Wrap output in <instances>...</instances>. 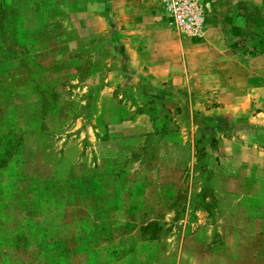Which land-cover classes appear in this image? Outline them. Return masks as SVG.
<instances>
[{
	"label": "rangeland",
	"instance_id": "374dc122",
	"mask_svg": "<svg viewBox=\"0 0 264 264\" xmlns=\"http://www.w3.org/2000/svg\"><path fill=\"white\" fill-rule=\"evenodd\" d=\"M170 1L158 2L159 22L173 36L165 51L172 57L157 63L174 73L162 76L136 58L137 35L120 26L119 0H0V116L11 105L4 76L17 67L12 84L26 83L39 105L13 103L12 112L43 121L32 122L27 142L14 136L9 148H30L25 160L33 164L35 150L45 149L42 159L56 164L54 173L44 172L45 191L71 193L69 215L82 219L73 229L84 237L75 239L89 248L119 244L122 189L141 196L137 210H172L144 227L129 264H264V51L254 43L261 27L247 34L242 27L245 18L258 19L244 7L254 0H197V32L175 25ZM18 98L11 93V103ZM52 117L58 136L37 137ZM17 157L7 167L21 179ZM6 173L1 165L0 176ZM26 177L16 204L3 202L0 189V264L40 258V236L19 230V209L35 215L34 165ZM100 190L108 195L107 215L83 218L90 213L80 211L79 200ZM92 206L101 214L103 199ZM28 222L34 232L40 227L34 218ZM7 242L11 248L3 250ZM68 246L61 240L55 264H67ZM101 257L119 261L111 253Z\"/></svg>",
	"mask_w": 264,
	"mask_h": 264
},
{
	"label": "crops",
	"instance_id": "0c3cea01",
	"mask_svg": "<svg viewBox=\"0 0 264 264\" xmlns=\"http://www.w3.org/2000/svg\"><path fill=\"white\" fill-rule=\"evenodd\" d=\"M258 1L259 2L254 0L255 4L253 3L249 5L245 1L244 7L255 9L254 11L258 12V19L256 18L254 19L255 21H251L245 18L243 20V26H241L243 27L245 34H247V31L250 30L251 27L256 25L261 27V33H259L260 38L256 39L254 43L257 45L259 44V51H262V49L264 51V0ZM158 2L159 0H119V22L121 27L126 28L125 30L127 33L132 32V34L137 35L131 39V43L136 44L134 45L137 48L136 58H138L140 61H144L145 65H148L149 70L153 75L165 76L171 75V73L174 72L172 71L171 67L166 68V66H164L162 63H157V60L165 58L166 56H169V58L172 57L171 55H166L165 51L169 49L167 43L168 41L172 40L173 36L168 33V31H166L167 29H165L163 23L159 22L160 12L158 10ZM234 27L239 28L240 25L238 24V26H236L235 24ZM157 33H161L163 36L167 37H164V39H159L157 37ZM157 51L163 52L161 53ZM13 63L14 62H11V66H17ZM16 68L17 67H11V73L8 71L9 73L4 76L5 82H9V85H6L4 90H7L6 92L9 96L11 105H8L7 109H4L3 107V109L6 111L2 116H0V141H2V145L0 146V168L1 165H3V171L7 172L3 176H0V189L5 190L3 202L6 204H16L18 198L16 193L17 188L22 190L23 187L27 186L29 179L26 177V175L28 174V171L32 169V166H35L37 178L35 182V186L37 187L35 196V215H28V213L24 212L23 209H19L24 223L22 227L23 230L19 228L20 233L27 234L32 232L37 236H40V238H38L39 241H37L35 244V249L40 254V258L37 259L38 264H55L54 262L58 260V252L61 249L59 248L61 240L63 241L64 245H69V250L65 251L69 252V255L66 257L67 264H76V259H78V257H80V259H82V257L84 258V260L78 264H129V262H131L129 259V253L131 254L133 248L143 240L141 232L143 231L144 227H147L150 221H153L155 218H165L166 216H171L170 212H172V210L170 208H163L162 211L157 212L155 209L150 207H148L149 209L137 210L134 208L135 203L139 201L138 197L141 196L138 194H129L127 196L121 189L119 190V244L99 245L89 248L86 246L87 244L81 243L79 240L75 239L76 235H81L77 229H73L74 223L78 222L80 224L82 219L81 217L78 218L75 214L71 216L69 215L68 210H71V207H75V201H71V193L63 192L67 193L64 196L60 195L59 193L47 194V191H45V178L43 177L44 172L51 171L54 173V167L56 164L53 162L50 164L48 159H45V161L42 159L45 153V149L43 148H37L35 150L34 154L36 155V158L34 164L25 160L28 154H32V150L27 146L22 148L16 147L17 149L9 148L12 144L11 141L13 140L14 136L19 137V139H23L25 142H27L28 138L31 137V133H33L35 130V125L32 124V122H36V124L43 122L42 120H38V118H34L33 121L29 122L25 115L12 112L13 107H16L12 105L13 103L14 105L18 104L21 109L22 107H27L28 105L33 106L35 104L37 107L39 105V102L34 101L31 98L33 94L28 93L29 86H27L26 83H20L21 85L12 84V77H15V73H13V71H18V68ZM25 69L26 68L23 69L20 67L21 73H23ZM177 71L178 70L175 72L176 74L178 73ZM11 93L19 95L18 102L14 101L11 103ZM1 112L2 110L0 109V113ZM55 122L52 117L48 122L50 123V128L46 129L47 133H44V131L37 132L36 130L35 132L40 134H36L37 137L40 136L41 138H44L45 135H47V137L51 136V138L55 139L60 133L58 122ZM55 125H57V127H55ZM46 151L49 150L47 149ZM51 151H53V148ZM47 153H51L52 155V152ZM13 156H18L17 158L19 159V162L15 165L19 166L18 169H16L17 171H23V174H21V179L12 178L10 173V170L12 169L11 167L13 165ZM40 157L42 162H39ZM8 164H11V167H7ZM49 164L53 167L50 168ZM65 166L68 167L69 163H66ZM20 167L22 168L20 169ZM50 181L53 183V187H57L56 177L55 180L51 179ZM120 183L121 181H119V187L123 186V184L121 185ZM83 198L85 199L86 197ZM84 199L79 200L81 202L79 209L82 213L89 212L90 214L88 216H83V218L91 219L94 218L96 214L102 216V213H104L105 216L107 215L108 195L106 191H103L102 193L100 190L98 194H93L92 198L90 197L89 199ZM98 199L100 200V203L103 199L104 203L101 214L98 212L99 209L96 206H92V203L97 202ZM86 202L88 204H86ZM45 203H48L46 209ZM125 203H128L129 205L125 207ZM61 217L66 221L61 222ZM5 218L7 219V216H5ZM31 218H34L40 224V227H37L35 232L28 227V220ZM140 218L146 220L147 222H137L136 219ZM9 233L11 234L12 232L10 231ZM69 236L71 237L69 238ZM129 238H134V242H122L123 240ZM9 243L7 242V247L5 243L3 250H8L11 248V244ZM43 250H47V252L49 251V254ZM102 252L108 255H110V253L115 256L119 255V261L116 258H107V260L104 261L101 259ZM36 256L38 258V254H36ZM44 259H46V263L43 262ZM9 264H11V261ZM242 264L248 263L242 262Z\"/></svg>",
	"mask_w": 264,
	"mask_h": 264
},
{
	"label": "built area",
	"instance_id": "2783aa9c",
	"mask_svg": "<svg viewBox=\"0 0 264 264\" xmlns=\"http://www.w3.org/2000/svg\"><path fill=\"white\" fill-rule=\"evenodd\" d=\"M169 12L175 25L187 32L198 31L202 25V6L197 0H171Z\"/></svg>",
	"mask_w": 264,
	"mask_h": 264
}]
</instances>
